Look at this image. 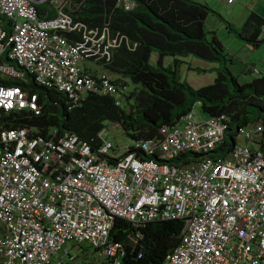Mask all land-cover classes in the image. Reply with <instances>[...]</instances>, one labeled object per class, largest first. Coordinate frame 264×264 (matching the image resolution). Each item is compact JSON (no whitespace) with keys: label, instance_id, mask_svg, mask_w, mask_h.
Instances as JSON below:
<instances>
[{"label":"built area","instance_id":"obj_1","mask_svg":"<svg viewBox=\"0 0 264 264\" xmlns=\"http://www.w3.org/2000/svg\"><path fill=\"white\" fill-rule=\"evenodd\" d=\"M81 4L0 0V264H65L70 241L98 250L92 264H125L138 246L142 256V228L156 220L183 222L163 264H264L262 119L231 135L228 115L193 108L121 154L106 126L83 140L6 125L22 111L43 113L32 83L63 93L69 110L91 94L124 104L126 87L107 66L116 49L137 43L112 31L110 14L97 27L76 20ZM137 6L115 0L113 10ZM117 218L131 225L125 241L112 238Z\"/></svg>","mask_w":264,"mask_h":264},{"label":"trees","instance_id":"obj_2","mask_svg":"<svg viewBox=\"0 0 264 264\" xmlns=\"http://www.w3.org/2000/svg\"><path fill=\"white\" fill-rule=\"evenodd\" d=\"M82 1L74 13L76 20L89 27L101 26L106 13L110 14L112 31L126 34L137 43L134 50L123 46L113 52L108 68L115 76V82L127 88L129 80L139 88L126 92L125 102L117 106L111 96L91 94L79 106L68 109L67 99L55 89H47L30 84L32 91L38 92L43 101V113L35 116L22 111L15 119L6 123L8 127L36 126L40 133L47 134L57 128L69 131L83 140L96 137L108 122L120 124L132 138H152L158 135L163 124H173L199 103L206 116L222 113L230 119L231 135L234 128L264 121V75L245 83L228 67L230 60L223 43L215 33L208 37L204 22L212 9L194 0H138V6L125 11L113 10L115 0H75ZM47 2L36 4L40 12ZM54 16L55 11L50 10ZM264 19L256 12L247 17L241 36L257 44L262 40L261 27ZM153 51L159 52L157 65L150 63ZM173 56L174 66L163 64L164 56ZM193 55L200 59L218 63L214 68L218 76L213 83L194 87L179 76L180 57ZM199 72L207 69L194 68ZM251 71V69L249 70ZM253 71V69H252ZM13 84H20L14 81ZM257 114L250 121L251 114ZM259 141L264 152V129ZM175 161V160H173ZM131 225L123 218L115 220L112 238L127 240ZM183 228L181 220H156L142 228V256L137 257L138 248L125 257V264H163L166 255L180 241Z\"/></svg>","mask_w":264,"mask_h":264},{"label":"rangeland","instance_id":"obj_3","mask_svg":"<svg viewBox=\"0 0 264 264\" xmlns=\"http://www.w3.org/2000/svg\"><path fill=\"white\" fill-rule=\"evenodd\" d=\"M207 3L213 9L205 19V28L208 31L210 38L213 33L221 40L225 50L228 52L230 60L228 67L238 77L240 83H245L253 80L256 77L264 75V48L263 44L259 47H252L246 44L247 41L240 35L247 17L252 13L254 0H235L234 4H228V0H194ZM159 52L153 51L150 57V63L157 65L159 59ZM164 65L174 66L173 56H164ZM198 57L189 55L186 59L189 65H196L195 60ZM204 64L218 63L203 61ZM205 67V65L203 66ZM252 67H256L259 73L249 71ZM180 69V68H179ZM179 76L194 87H202L214 82L218 73H198L196 70H188L186 67L179 70ZM127 82L126 92L139 87L125 79ZM194 110L199 115H205L200 105H195ZM250 121H254L257 114H251ZM106 129L109 131L107 138L113 142L117 153L121 154L126 145H134L135 139L130 137L120 124L108 122ZM262 137V136H261ZM261 138H259V141ZM178 161V160H177ZM64 248L67 249L68 254L65 256V264H92L98 260V250L87 242H81L75 245L73 241L67 242ZM70 256L74 257L73 260Z\"/></svg>","mask_w":264,"mask_h":264},{"label":"crops","instance_id":"obj_4","mask_svg":"<svg viewBox=\"0 0 264 264\" xmlns=\"http://www.w3.org/2000/svg\"><path fill=\"white\" fill-rule=\"evenodd\" d=\"M215 1V0H213ZM204 3V2H202ZM235 3V0H233V2L231 3H228V4H234ZM207 4V3H206ZM208 5V4H207ZM209 6V5H208ZM210 7V6H209ZM212 9V8H211ZM253 10L252 12H256L258 13L263 19H264V0H254V4H253ZM213 11V9H212ZM204 25H205V22H204ZM261 38L262 40L260 42H258L257 44H253L249 41H247L246 39H244L246 42V44H248L249 46H252V47H259L260 45L263 44L262 48H264V31L261 32ZM188 56H185V57H180V59L182 60L181 64L179 65L178 69L180 68H184L186 67L188 70H195L194 68L197 67V68H203V69H207V71L205 72H199L198 73H203V74H206V73H216V70H214V68H216L217 66L214 64V63H208V64H204L203 59H200V58H197L194 62L196 65H189L186 61ZM163 63H164V58H163ZM170 65V64H169ZM205 65V67H203ZM254 67L251 68V70L253 69ZM256 68V67H255ZM179 69V70H180ZM197 71V70H196ZM179 72V71H178ZM181 80H183L181 77H180ZM188 82V81H187ZM191 84V82H188ZM192 85V84H191ZM193 86V85H192Z\"/></svg>","mask_w":264,"mask_h":264}]
</instances>
